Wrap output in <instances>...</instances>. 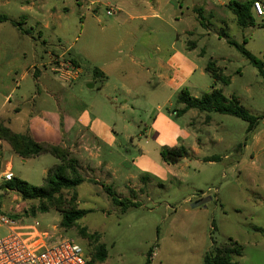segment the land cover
<instances>
[{
	"label": "rangeland",
	"instance_id": "obj_1",
	"mask_svg": "<svg viewBox=\"0 0 264 264\" xmlns=\"http://www.w3.org/2000/svg\"><path fill=\"white\" fill-rule=\"evenodd\" d=\"M16 1L13 0L11 6L0 7V15L15 16L19 12V6L14 5ZM167 1L160 0L166 18L170 17L169 25L157 20L143 22L131 19V16L149 15L151 8L157 10L155 3L151 8L148 6L131 9L123 5L121 0H35L34 18L30 13L19 12L20 17L26 21L21 25L25 34H18L21 40L16 41L12 37L11 25L6 26L3 31L1 89L13 90L29 84L36 86L35 90L38 92L40 86L36 79H39L43 84L52 85L56 95L62 90V86H67L80 97L83 93L78 86L68 84L60 78L59 73L52 71L54 66L49 65L50 55L59 57L67 52L66 59H61V63L68 64L66 67H74L71 58L81 61L83 73L78 74L79 87L88 83L100 85V80L94 75L97 62L93 60L101 61L103 54L117 57L119 51L125 50V46L129 48L134 45L133 54L139 57V61H145L146 66H153L154 60L159 56L168 57L173 41L178 42V46L185 47L189 37L184 32L194 30L196 35L191 39L196 41L197 52L191 56L196 58L200 68L207 66L209 62H217L231 82L229 85L216 83L210 74L201 75L199 70L193 78L195 88H190L192 93L202 96L213 87L223 89L226 97H236L251 115L261 118L259 125L263 126L264 76L235 46L228 43L231 41L244 46L257 60L264 61V18L254 14L255 26L240 27L227 6L230 1L247 3L253 0H177L179 4L174 10L172 5H165ZM1 2L0 0V4ZM108 5L120 8L122 12L108 16ZM194 6L209 9V14L204 17L206 27L201 25L197 13H193ZM9 9L12 11L9 12ZM176 18H182L183 21L179 22ZM46 21L50 23L49 29L44 28ZM157 27L163 35L152 34L151 30ZM202 33L205 34L204 37L201 36ZM178 34L179 40L176 39ZM124 36H129L126 44L110 52ZM188 44L192 46L191 42ZM197 53L201 56H197ZM55 61H58L56 64L60 63V60ZM25 72L28 77L23 78ZM134 80L132 77V81ZM18 93L14 94L15 98ZM123 97H120L121 103L125 101ZM90 99L91 97L84 98L87 101ZM93 100L94 97L91 102ZM172 103L174 108H163L166 116L172 117L181 126L191 128L190 131L196 132L203 141L207 139L206 135L221 136L225 141L221 145H206L204 152L207 155L220 156L222 160L214 166L213 176L205 173V170L195 171V179L192 181L198 183L194 186L195 189L188 191L184 184L182 191L176 192L165 190L167 184L161 183L164 187L160 185L156 192H149L146 188L139 190L132 186L127 193V199L118 197L129 203L124 210L123 206L113 202L106 188H101L103 182L95 181L97 177L91 173L90 168L79 165L85 181L76 190V207L88 213L71 229L65 230L61 227L62 213L55 209H50L45 214L38 212L36 217H30L27 211L30 212L32 207L39 211L41 203L23 201L17 191L1 189L4 180H0V216L37 219L49 229L57 226V231L63 236L75 240L86 250L89 260L97 247L104 245L107 257L103 263L95 264H204L205 257L213 251L214 245L224 244L229 238L243 246L242 256L236 257L238 262L264 264V177L257 169L259 166L264 167V153L255 162L258 166H252V154L244 150L239 151L240 153L232 151L237 146L241 145L242 148L246 142L249 143V140L245 141L249 124L234 116L215 112L207 114L199 110H190L188 114L176 118L173 110L182 107L176 102V98ZM112 104L114 101L109 102L107 107L98 105L91 115L96 114L97 121L117 120L119 131L123 119L139 123L149 115V111H143L151 109V106L136 105L122 112L120 118L118 113L114 112L115 117L111 115L109 107ZM29 107L30 105L28 109ZM207 117L213 121L211 126ZM134 130L132 132L130 129L131 136H136ZM130 141L120 137L119 142L125 146L128 144V157L132 164L138 153L136 139L133 145ZM2 149L3 167L0 174L7 168L11 169L8 164H11L9 158L11 152L13 153L6 143H3ZM226 155H231V159L224 160ZM242 156L244 161L240 169H229L235 164L232 160L235 157L240 160ZM57 163L58 160L49 154L31 159L27 163L16 157L13 174L35 187H42L48 172L45 170ZM224 170L227 171L225 178L222 177ZM221 184L223 190L219 196L214 192ZM183 192H186L184 196L189 193L196 198L202 192L208 193L213 199L208 204V213L200 212L195 215L184 212L180 207ZM73 195L74 191L62 192L61 196L66 202H63L64 207L59 206L61 210H65ZM83 231L86 236L82 234ZM8 234V228L0 222V239ZM92 234L95 236L90 239L89 235ZM150 250L152 252L149 255Z\"/></svg>",
	"mask_w": 264,
	"mask_h": 264
},
{
	"label": "crops",
	"instance_id": "obj_2",
	"mask_svg": "<svg viewBox=\"0 0 264 264\" xmlns=\"http://www.w3.org/2000/svg\"><path fill=\"white\" fill-rule=\"evenodd\" d=\"M1 1L0 7H8L14 3L13 0ZM121 1L123 5L131 9L146 8L148 6L151 8L154 3L158 6L157 10L151 8L149 15L131 16L132 20L139 19L143 22L157 20L167 25L170 23L168 20L170 17L166 18L160 0ZM208 1L211 2V0ZM16 2L14 5L19 6V12H27L33 18L35 17V0H17ZM248 3H252V1H248ZM262 3L264 5V0H262ZM178 4L177 0H168L165 3V5H172L173 10L177 8ZM109 8L115 9L117 14L122 12L120 8L111 5ZM195 9H201L203 17L209 14V9L205 10L203 7L198 6H194V14H196ZM8 11L11 12L12 9ZM19 12L15 13V16L0 15V58L3 55L1 46L3 45V31L6 26H12L13 36H11L16 41L22 39L18 34H21V36L25 34L21 29V25L25 24L26 21L20 17ZM181 15L184 14L181 13ZM196 16L198 15L196 14ZM175 20L183 21L182 18H176ZM45 23L44 28L49 29L50 23L48 21ZM151 31L152 34L163 35L159 27L153 28ZM184 33L189 37L186 46H178V42L173 41L168 57L159 56L154 60L153 66H146L145 61H139V57L133 54L134 45L129 48L125 46V50L119 51L117 57H109L108 54H103L101 61L93 60L97 62L95 69L100 70L102 75L106 77L102 79L101 74L96 75L94 73L95 78L100 80V85L88 83L83 87H79V75L83 73L81 61L77 58H71L72 63L76 62V64L73 63V68L76 71L75 75L65 74L60 66L63 65L61 59L66 57L67 52H63L59 57L50 55L49 65L54 66L52 71L59 73L60 78L68 84L78 86L80 92L83 93L82 96L78 97L74 94L73 89L67 86H62V90L56 95L52 85L49 83L43 84L36 77V82L40 86L38 92L35 90L36 86L29 84L25 85L24 88L17 87L5 91L0 87V120L17 133L25 134L29 132L37 142H48L68 148L78 160L79 165L90 168L91 173L97 177L96 182H103V185L100 183L102 189L106 185L113 189L118 197L123 199L128 198L127 193L130 192L129 189L132 186L137 187L139 190L146 188L149 192H156L160 185L164 187L161 183H166L165 190L181 192L182 186L185 184L188 191L193 190L195 189L194 186L198 185V183L192 182L195 179L193 177L196 175L195 171L205 170V173L213 176L214 166L222 160L220 156L207 155L204 152L206 145L209 143L221 145L225 141L223 137H217V135H206L207 139L203 141L196 132L190 131L191 128L181 126L172 117L163 113V108L166 106L174 108L172 100L176 98L177 102V97L183 89H187L194 98L201 97L197 94L194 95L190 88H195L193 78L199 70L201 75L207 73L206 66L200 68L196 58L191 56L192 53L196 54L197 52L196 41L191 39L196 35L195 31H185ZM222 34H225V32L222 31ZM203 35L205 36L202 33L201 36L204 37ZM127 37L124 36L120 39L109 51L112 52L122 48L126 44ZM176 39H180V34L176 35ZM189 42L192 46H189ZM197 56H201L200 53H197ZM55 59L60 60V63L56 64L58 61H55ZM22 77H28V73L25 72ZM132 77L135 78L134 81H132ZM16 92L19 93L15 98L14 94ZM89 97L91 99L94 97V100L92 102L91 99L84 100V98L89 99ZM120 97L125 99L123 103L120 102ZM112 101H114V104L110 105L109 109L114 117L115 112L122 118V112L134 108L136 105L151 106V109L143 111H149V115L139 123L123 119L119 131L117 120L115 122L109 120L105 122L104 119L97 121L96 114L91 115L95 112V107L98 105L107 107L108 103ZM179 105L183 108L182 104ZM133 118L135 121V116ZM207 118L210 122L209 126H211L213 121L210 117ZM130 129H132V132L134 129L136 130V136L130 135ZM120 137L126 140L130 139L132 145L136 139L138 155L132 164L128 157L130 153L127 148L128 144L126 143L125 146L124 143L119 142ZM247 140H249V143L246 142L242 148L241 145L237 146L232 151L241 152L244 150L246 153L249 152V154H252L250 165L258 166L255 162L264 153V125L260 126L258 124L251 133H248L247 129L245 141ZM176 146H184L188 150V156L176 164L166 163L161 156L162 148ZM16 157L20 158L11 152L9 158L11 164L8 165H11L12 173ZM208 158H215L216 160L207 161ZM223 159L230 160L231 155H226ZM22 160L23 163H27L31 159ZM243 161L244 156L240 160L235 157L232 160L235 164L229 169L232 170L233 167L237 170L240 169ZM247 163L244 164L245 169ZM49 169L47 168L45 171L47 172ZM257 169L261 171L262 177H264V167L259 166ZM226 172L224 170L223 178H225ZM252 182L254 183V179ZM222 190L223 186L221 184V187L217 188L214 193L220 196ZM185 193H182V199L180 200V207L184 212L195 215L200 212L201 214L202 212L208 213V204L213 201L208 193L202 192L201 196L197 198L194 194L189 193L184 196ZM96 194L99 195V193ZM206 197H210L211 201L205 206L192 207L194 202Z\"/></svg>",
	"mask_w": 264,
	"mask_h": 264
},
{
	"label": "trees",
	"instance_id": "obj_3",
	"mask_svg": "<svg viewBox=\"0 0 264 264\" xmlns=\"http://www.w3.org/2000/svg\"><path fill=\"white\" fill-rule=\"evenodd\" d=\"M253 3V1L248 4L234 1L228 3L227 6L235 15L237 24L240 27L255 26ZM195 12L201 25L205 26L202 10L195 9ZM228 43L235 46L264 76V61L257 60L244 46L231 41H228ZM73 63L76 64L75 61ZM206 72L211 75L216 83L229 85L231 82L230 78L223 74L217 62H209L206 66ZM94 73L96 75L101 74L102 79L106 78L98 69H95ZM177 103L182 104L183 108L173 110L176 118L184 116L190 110L230 115L247 122L249 124L248 133L255 130L261 120V118L251 115L236 97L228 98L224 95L222 89L215 87L204 93L200 98L192 97L187 89H183L177 97ZM3 143L8 144L15 155L25 160L49 154L59 161L58 164L48 170L42 187H35L17 177L2 184L1 189L17 191L23 201H38L41 203L39 211L34 207L30 208V212L27 211L30 213V217H36L38 212L45 214L50 209H55L62 213L61 227L69 230L87 215L88 211L76 207V190L85 180L81 176L78 160L68 148L48 142H37L29 132L25 134L17 133L0 120V173L3 167ZM161 156L166 163L176 164L188 156V150L184 146L163 147ZM206 160L215 161L216 159L208 158ZM105 188L113 202L118 206H123L126 210L129 203L119 199L116 192L110 187L105 186ZM67 190L74 191V195L66 205L65 210H61L59 206L64 207L66 202L61 195L62 192ZM12 218L18 219L19 217L13 216ZM82 234L85 235V232L83 231ZM94 236L93 234L89 235V238L93 239ZM151 252L152 250L149 251V255ZM242 253L243 246L229 238L224 244L214 245L213 251L205 257L204 264H241L236 260V257H241ZM106 257L107 250L105 246L99 245L96 251L91 254L87 264L103 263Z\"/></svg>",
	"mask_w": 264,
	"mask_h": 264
},
{
	"label": "built area",
	"instance_id": "obj_4",
	"mask_svg": "<svg viewBox=\"0 0 264 264\" xmlns=\"http://www.w3.org/2000/svg\"><path fill=\"white\" fill-rule=\"evenodd\" d=\"M253 11L264 18L262 0H253ZM113 8L107 10L108 16H115ZM71 65V64H70ZM60 67L65 74L75 70ZM65 67V68H64ZM14 178L10 168L0 174L4 182ZM0 222L8 228L9 234L0 239V264H87L89 258L86 250L75 240L67 238L57 231V226L45 228L37 219H14L1 215Z\"/></svg>",
	"mask_w": 264,
	"mask_h": 264
},
{
	"label": "water",
	"instance_id": "obj_5",
	"mask_svg": "<svg viewBox=\"0 0 264 264\" xmlns=\"http://www.w3.org/2000/svg\"><path fill=\"white\" fill-rule=\"evenodd\" d=\"M210 201H211V198L210 197L202 198V199L194 202L192 204V207L193 208H197V207L205 206Z\"/></svg>",
	"mask_w": 264,
	"mask_h": 264
}]
</instances>
